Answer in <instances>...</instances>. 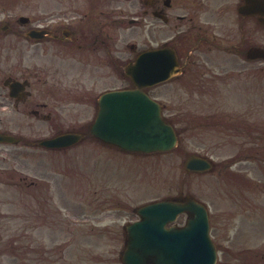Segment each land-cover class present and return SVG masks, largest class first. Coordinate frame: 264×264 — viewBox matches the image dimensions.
I'll use <instances>...</instances> for the list:
<instances>
[{"label":"flooded vegetation","instance_id":"1","mask_svg":"<svg viewBox=\"0 0 264 264\" xmlns=\"http://www.w3.org/2000/svg\"><path fill=\"white\" fill-rule=\"evenodd\" d=\"M20 3L26 13H4ZM0 9V40L10 34L12 68L20 74L9 72L0 87V135L19 140L0 141V185L5 181L14 193L37 194L47 208L46 178L19 179L2 170L6 158L19 156L2 148H17L26 139L13 130L25 125L55 133L48 138L90 133L103 94L132 88L129 69L142 56L143 83L157 84L146 90H188L150 93L175 124L179 141L187 127L211 117L231 132L237 152L220 161V172L232 180L228 171L238 165L240 210L253 206L242 213L254 222L259 200L252 175L264 171V0H0ZM2 51L0 41V57ZM19 67L25 72H17ZM13 82L26 85L15 97ZM204 99L211 105L202 106ZM41 140L26 139L24 145L58 151L40 146ZM233 256V264H258L253 253Z\"/></svg>","mask_w":264,"mask_h":264},{"label":"rangeland","instance_id":"2","mask_svg":"<svg viewBox=\"0 0 264 264\" xmlns=\"http://www.w3.org/2000/svg\"><path fill=\"white\" fill-rule=\"evenodd\" d=\"M23 4L11 6L4 13H26L28 10H24ZM2 38L0 87L9 72L13 76L20 75L12 68L8 48L10 34L3 33ZM25 70L19 67L17 72ZM169 87L152 91L188 93L185 86H179L180 90L174 85ZM201 104L205 107L211 102L204 99ZM13 131L17 132L14 133L16 137L26 139L54 135L53 132L28 131L25 125ZM24 140L17 148H2L19 154L14 159L6 158L2 170L16 173L19 179H31L34 175L46 178L51 186L52 202L46 214L48 222L33 226L25 215L30 210L31 218L34 198L27 197L26 193H14L11 186L2 182L0 264H123L124 228L138 219L135 210L180 192L190 193L208 206L221 264L226 261L227 250L238 253L248 248L257 252L260 258L264 255V215L256 218V223L245 218L246 214L242 212L251 211L253 206L241 211L237 188L231 181L225 185L218 171L196 174L184 168L187 158L194 154L217 163L224 157L234 156L237 152L235 141L231 142L234 138L218 137L212 132H199L196 137L186 133L183 147L150 157L128 156L111 148L98 147L90 141L47 156L24 146ZM237 169L238 165L233 167V171ZM261 172L264 171H254L255 175H252L258 182V200L262 206L258 212L264 211V176ZM6 183L10 184V180L6 179ZM37 200V209L42 210V200L38 197ZM237 219L240 221L238 234ZM185 220L182 216L177 223L184 224ZM258 264H264V258Z\"/></svg>","mask_w":264,"mask_h":264},{"label":"water","instance_id":"3","mask_svg":"<svg viewBox=\"0 0 264 264\" xmlns=\"http://www.w3.org/2000/svg\"><path fill=\"white\" fill-rule=\"evenodd\" d=\"M139 65L138 60L131 66L136 81H139ZM136 86L138 89L115 91L102 98L100 118H107L108 114V128L106 131L98 130L103 124L99 122L93 126L92 134L128 152L149 154L172 150L177 142L174 129L163 120L160 105L139 90L146 86L139 82ZM79 138L77 135H64L53 140L52 146H70ZM186 168L202 172L209 169V163L191 157ZM182 213L188 214L186 225L168 228ZM138 214L141 220L126 227L124 264L216 263L217 253L210 237L208 212L195 199L162 200L140 208Z\"/></svg>","mask_w":264,"mask_h":264}]
</instances>
